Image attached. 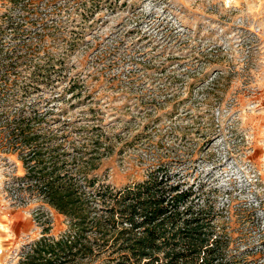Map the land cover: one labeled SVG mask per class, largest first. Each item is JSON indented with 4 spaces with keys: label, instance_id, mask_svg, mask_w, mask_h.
I'll list each match as a JSON object with an SVG mask.
<instances>
[{
    "label": "rangeland",
    "instance_id": "obj_1",
    "mask_svg": "<svg viewBox=\"0 0 264 264\" xmlns=\"http://www.w3.org/2000/svg\"><path fill=\"white\" fill-rule=\"evenodd\" d=\"M35 114L88 151L102 131L115 187L162 166L264 264V0H0V264L68 230L7 140Z\"/></svg>",
    "mask_w": 264,
    "mask_h": 264
},
{
    "label": "trees",
    "instance_id": "obj_2",
    "mask_svg": "<svg viewBox=\"0 0 264 264\" xmlns=\"http://www.w3.org/2000/svg\"><path fill=\"white\" fill-rule=\"evenodd\" d=\"M40 117L14 120L7 140L22 152L27 189L65 217L68 230L52 237L46 228L20 264L242 263L214 209L186 182L161 166L142 181L115 187L99 173L112 152L102 131L89 152L68 131L32 126Z\"/></svg>",
    "mask_w": 264,
    "mask_h": 264
}]
</instances>
